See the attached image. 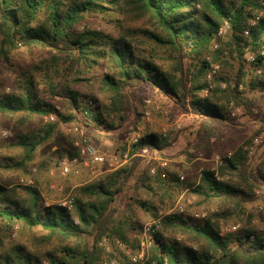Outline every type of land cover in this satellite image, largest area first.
<instances>
[{
	"label": "trees",
	"instance_id": "obj_1",
	"mask_svg": "<svg viewBox=\"0 0 264 264\" xmlns=\"http://www.w3.org/2000/svg\"><path fill=\"white\" fill-rule=\"evenodd\" d=\"M260 2L0 0V64L12 71L11 91L0 94V116L16 122L19 148L7 168L28 174L38 147L61 136L60 124L83 127L98 137L119 130L133 115L128 127L137 138L116 147L129 151L127 163L99 180L74 183L72 211L60 203L45 205L38 184L20 186L0 176V264H100L108 258L124 264L127 255L117 248L107 252L98 242L118 239L136 252L138 239L131 233L171 208L182 191L218 202L219 210L198 222L178 212L161 216L149 249L155 264H264V231L247 225L219 234L222 222L242 215L248 203L264 202V136L251 152L246 147L264 133V16L250 25L263 11ZM224 20L230 29L222 38L217 30ZM215 42L218 48L212 51ZM19 47L43 55L14 64ZM208 54L220 66L211 80ZM251 55L254 60H247ZM102 67L106 71L98 74ZM146 91L194 118L179 154L192 161L181 169L183 180L169 162L161 177L158 161L134 154L147 147L166 159L162 151L168 136L143 121V112L151 110L144 102ZM56 98L67 104L65 112L52 102ZM234 107L241 109L238 116L257 124L253 134L239 136L238 116L230 113ZM50 114L54 120L40 124L38 131L24 126L31 116ZM52 147L55 164L77 154L60 141ZM215 148L230 157L217 177L207 165L197 176L198 157ZM151 166H156L154 173ZM254 215L264 223L260 211L250 212L246 223ZM15 227L19 233L11 237Z\"/></svg>",
	"mask_w": 264,
	"mask_h": 264
},
{
	"label": "rangeland",
	"instance_id": "obj_2",
	"mask_svg": "<svg viewBox=\"0 0 264 264\" xmlns=\"http://www.w3.org/2000/svg\"><path fill=\"white\" fill-rule=\"evenodd\" d=\"M98 21L94 22L98 23ZM102 25H104L103 21L100 22V26ZM225 37L226 35L222 36V38ZM42 55L43 53L38 50L33 49L28 51L26 48L19 47V49L13 53L12 60L14 61V64H17L18 62L23 61H35L36 57H41ZM105 71V67L97 69L98 74H101ZM11 73L12 71L7 70L3 64H0V94L9 93L11 91V88L8 85ZM143 95V98L145 99L144 102L149 104L151 108V110L148 109L147 111L143 112L144 124H148L159 133H162L163 130L167 132L168 146L163 149L162 156L167 159L169 165L171 164L172 168L177 170L179 169L178 171H180L181 175L184 176V173L181 172L183 165H190L192 161L186 162L185 158L179 156V154L184 149L189 140L186 129L194 123V118L174 110L170 105H163V103L161 104L154 92L146 91ZM52 102L55 103L57 109L64 112L66 111L67 104L64 101L56 98ZM50 115L55 118L54 114ZM132 120L133 115H130L125 125L119 130H115L112 133L101 132V135L98 137H92V135H89L83 127L81 128L90 138L96 149L104 154L105 161L107 164H109L108 162L112 163L114 161L113 156L116 155V152L118 151H116V147L121 145V141H131V139L135 136L134 133L132 134V132H129L131 128L128 127ZM47 121H51L49 115H44L40 118L31 116L25 121L24 126L30 130L38 131L39 127L41 126L40 124H44ZM237 122L240 124V128L237 131L239 136L242 134L251 135L258 127L254 121L243 116H238ZM177 123H180L179 128L176 125ZM15 125L16 122H11L8 119L0 116V129H6L11 132L10 137L0 139V176L10 179L14 178V184L20 186H32L38 184V186L41 188L42 200L45 202V205L50 203H64V201L66 203V201L70 200V191L68 192V189H66L67 186L70 187L75 182H77L76 180L93 178L91 171L83 166L72 169L67 175H62L59 170V165L62 158L66 157L67 155H64L59 159L58 163L55 164V161L58 157L57 154H53L51 152L53 148L52 145L55 141H60L65 146L69 145L72 149H75L74 141L76 139V134L74 132V127L80 126L73 124H60L59 130L61 132V136L55 135L52 139H49L46 143H43L38 147L34 153L33 159L26 167L28 174H23L17 168H7L6 162L8 161V158L17 157L19 152V148L15 146ZM214 154L222 153H219L218 149L215 148L207 156L198 157L200 159L197 160H199L201 163L198 166L199 169L196 171L197 176L204 165H207V167L210 166V157H212ZM40 163L46 164L45 170L38 169V165ZM97 165L95 167H99L101 170L106 167H111L110 165H106L105 167V164ZM196 172L194 174H196ZM29 179L32 180L31 184H23ZM177 205H181L184 208V211L180 214L190 217L195 211H206L208 212V216H210L211 214L218 212L220 207L218 202H215L214 200H203L201 196L189 194L188 191H182L171 208H169L166 212H160L159 217L161 218V216L164 214L177 212L175 209ZM72 210L73 207H71L70 211ZM257 211L264 212V202L261 200L248 203L245 206V210L242 215L227 221H223L221 229L235 224L238 225L235 231L240 230L243 226L248 225L249 227L254 228L257 232H262L264 231V223H262L255 215L250 218L249 223H246L245 221L250 212L255 213ZM191 218L193 221H200L194 219L193 217ZM17 228L18 227H15V229L11 232V237H16L19 233L17 232Z\"/></svg>",
	"mask_w": 264,
	"mask_h": 264
},
{
	"label": "built area",
	"instance_id": "obj_3",
	"mask_svg": "<svg viewBox=\"0 0 264 264\" xmlns=\"http://www.w3.org/2000/svg\"><path fill=\"white\" fill-rule=\"evenodd\" d=\"M260 5L263 7V11L260 15H257L250 23V25H254L257 21V19L262 15L264 16V0H261ZM230 29V24L228 20H224L223 23L219 26L217 30L218 36H225L227 32ZM248 31H244V35H247ZM218 48V43H213L211 46L212 51ZM264 50L260 53V55H263ZM206 59L210 63L209 73L207 75V78L211 80L212 76L216 75L219 72L220 66L218 62L212 61L211 55H207ZM247 60L253 61L254 56H248ZM231 116H238L241 114V109L239 107H234L231 109ZM49 118L51 120L54 119L52 115H49ZM177 127H180V123H177ZM74 132L76 134V139L74 141V148L77 151L76 155L73 156H66L62 158L59 170L62 175H67L72 169H76L77 167L83 166L85 168H88L92 173L96 171L95 166L97 164L105 162V156L101 152H99L90 138L87 136V134L84 132V130L81 127H74ZM163 136H167V132L165 130L162 131ZM11 136V132L6 129H0V139L1 138H7ZM264 133L259 132L256 134L250 145L246 146L250 152L253 150V148L258 145L262 139H263ZM137 138L133 137L130 141V144L136 143ZM245 147V148H246ZM149 149L147 147L142 148L141 150H138L134 154H146L148 153ZM114 159L116 155L113 156ZM123 161L127 162L130 159L129 151L126 150L123 154ZM230 154H214L210 158V166L209 169L214 171V175L217 177L218 168L225 162V159L229 158ZM158 166L162 169L161 177L166 176V170L165 168L168 166L167 159L163 158H157ZM156 171V166H151L150 173H154ZM184 176L179 175V180H183ZM32 180H27L23 184H31ZM63 206H66L68 210L71 209L72 203L71 199L64 201V203H60ZM176 211L178 213H182L184 211L183 206L177 205L175 207ZM208 216V212L206 211H195L191 214V217L197 220H203L206 219ZM161 222L160 217L154 218L152 220L146 221L142 224L140 231L133 236L138 239V248L136 252H132V249L130 246L125 245L120 240H113L111 243L108 238H102L98 244L102 248H104L105 251L109 252L113 248H117L120 251H122L125 255H127L128 259L125 261L124 264H155L153 260L149 258V249L152 247L154 243V236L155 234L160 230ZM238 225L232 224L226 228L221 229L219 232L220 235H223L225 232H231L235 231L237 229ZM100 264H118V261L116 258H108L104 259L100 262Z\"/></svg>",
	"mask_w": 264,
	"mask_h": 264
},
{
	"label": "crops",
	"instance_id": "obj_4",
	"mask_svg": "<svg viewBox=\"0 0 264 264\" xmlns=\"http://www.w3.org/2000/svg\"><path fill=\"white\" fill-rule=\"evenodd\" d=\"M177 125V124H176ZM125 152V151H124ZM124 152H122V151H117L116 152V157H115V159H114V161L112 162V163H110V162H108L109 164H107L106 163V161L105 162H103V163H100V164H98V165H102V164H105V167H106V165H110L111 167H106V168H103V170H101L99 167H95V169H96V171L94 172V173H92L93 174V178L92 179H85V181H90V180H99V179H101L103 176H104V174L105 173H107V172H109V171H113V170H115V169H117L118 167H120V166H122L123 164H125V163H127V162H124L123 161V157H122V154L124 153ZM137 156H140L141 158H144V159H146L147 161H150V160H155V161H157L156 159L157 158H159L156 154H151L149 151H148V153H146V154H137ZM211 158V157H210ZM111 160V159H110ZM97 165V166H98ZM169 167H171V164L169 165ZM172 168V167H171ZM179 170V169H178ZM178 172H180V171H178ZM79 179H82V178H79ZM77 182L79 181V180H76ZM81 181V180H80ZM74 185L75 184H73V185H71L70 186V188L68 189V192L69 191H71L70 189L72 188V187H74ZM71 199V198H70ZM134 234H136V233H131V235L130 236H132V237H134L133 235Z\"/></svg>",
	"mask_w": 264,
	"mask_h": 264
}]
</instances>
